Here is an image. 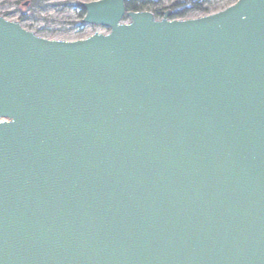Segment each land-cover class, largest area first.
<instances>
[{
  "label": "water",
  "instance_id": "obj_1",
  "mask_svg": "<svg viewBox=\"0 0 264 264\" xmlns=\"http://www.w3.org/2000/svg\"><path fill=\"white\" fill-rule=\"evenodd\" d=\"M48 39L0 16V264H264V0Z\"/></svg>",
  "mask_w": 264,
  "mask_h": 264
},
{
  "label": "rangeland",
  "instance_id": "obj_2",
  "mask_svg": "<svg viewBox=\"0 0 264 264\" xmlns=\"http://www.w3.org/2000/svg\"><path fill=\"white\" fill-rule=\"evenodd\" d=\"M97 0H49L45 7L34 6L32 0H0V16L11 21H20L24 28L37 35L58 40L85 39L96 32L108 34L109 29L84 23L82 3ZM181 0H162V8H170L173 3ZM237 0H210L206 7L209 12L195 11L189 18H198L210 13L222 11L233 5ZM25 17V19H22Z\"/></svg>",
  "mask_w": 264,
  "mask_h": 264
},
{
  "label": "trees",
  "instance_id": "obj_3",
  "mask_svg": "<svg viewBox=\"0 0 264 264\" xmlns=\"http://www.w3.org/2000/svg\"><path fill=\"white\" fill-rule=\"evenodd\" d=\"M49 0H32L34 6L45 7V3ZM210 0H181L176 1L169 8L172 11V18H186L190 16L192 12L195 11H205L206 13L210 11L209 7H206L205 4H208ZM162 3V0H128L126 2L127 11L141 12L145 10H151L156 13V15H162V9L159 4ZM161 10V13L158 11ZM83 13H86L83 9ZM22 19H25L23 17Z\"/></svg>",
  "mask_w": 264,
  "mask_h": 264
}]
</instances>
